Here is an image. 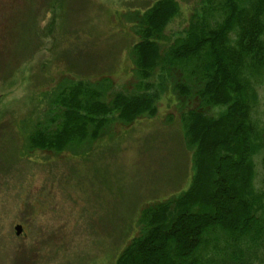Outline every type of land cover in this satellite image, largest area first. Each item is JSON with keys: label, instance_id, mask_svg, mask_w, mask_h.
I'll return each mask as SVG.
<instances>
[{"label": "rangeland", "instance_id": "obj_1", "mask_svg": "<svg viewBox=\"0 0 264 264\" xmlns=\"http://www.w3.org/2000/svg\"><path fill=\"white\" fill-rule=\"evenodd\" d=\"M157 1L0 0V264H117L142 234V211L189 189L185 109L168 82L155 117L116 121L101 138L60 153L30 144L39 123L50 125L68 84L109 96L138 91V17ZM176 1L180 13L164 49L203 7L202 0ZM159 74L145 83L157 90ZM256 89L252 119L264 135V78ZM255 164L263 189L264 151ZM255 264H264V254Z\"/></svg>", "mask_w": 264, "mask_h": 264}, {"label": "trees", "instance_id": "obj_2", "mask_svg": "<svg viewBox=\"0 0 264 264\" xmlns=\"http://www.w3.org/2000/svg\"><path fill=\"white\" fill-rule=\"evenodd\" d=\"M202 5L184 34L164 49L166 29L180 6L176 0L157 1L138 17L140 42L132 51L142 80L138 91L107 100L110 93L94 85L68 84L56 95L50 125L39 123L30 136L33 148L59 153L77 148L101 138L116 121L128 126L155 117L167 82L178 92L193 153L191 185L142 211V234L117 264H255L264 254V188L256 186L255 164L264 135L252 119L256 85L264 78V0H202ZM156 73L157 90L145 83Z\"/></svg>", "mask_w": 264, "mask_h": 264}, {"label": "water", "instance_id": "obj_3", "mask_svg": "<svg viewBox=\"0 0 264 264\" xmlns=\"http://www.w3.org/2000/svg\"><path fill=\"white\" fill-rule=\"evenodd\" d=\"M15 230H16V234H17L18 236L21 235L22 232H23V228H22L21 226H17V227L15 228Z\"/></svg>", "mask_w": 264, "mask_h": 264}]
</instances>
